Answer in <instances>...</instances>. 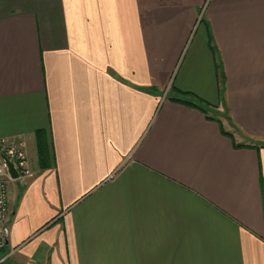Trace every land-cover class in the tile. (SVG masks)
<instances>
[{"label":"crops","instance_id":"obj_1","mask_svg":"<svg viewBox=\"0 0 264 264\" xmlns=\"http://www.w3.org/2000/svg\"><path fill=\"white\" fill-rule=\"evenodd\" d=\"M0 137L5 264H264V0H0Z\"/></svg>","mask_w":264,"mask_h":264},{"label":"built area","instance_id":"obj_2","mask_svg":"<svg viewBox=\"0 0 264 264\" xmlns=\"http://www.w3.org/2000/svg\"><path fill=\"white\" fill-rule=\"evenodd\" d=\"M6 156L18 171V177L13 178ZM34 175L28 153L23 143H18L13 137H0V264H5L10 253L5 252L8 240V226L13 214L10 199L11 185L15 180L25 181Z\"/></svg>","mask_w":264,"mask_h":264},{"label":"trees","instance_id":"obj_3","mask_svg":"<svg viewBox=\"0 0 264 264\" xmlns=\"http://www.w3.org/2000/svg\"><path fill=\"white\" fill-rule=\"evenodd\" d=\"M175 100L183 101V102L188 103V104H195L194 102H192V100L189 96V93L181 92V96L178 98H175ZM39 153H40V158H41L42 162H44L47 159V156H46L45 144H44L43 140H40V142H39Z\"/></svg>","mask_w":264,"mask_h":264},{"label":"water","instance_id":"obj_4","mask_svg":"<svg viewBox=\"0 0 264 264\" xmlns=\"http://www.w3.org/2000/svg\"><path fill=\"white\" fill-rule=\"evenodd\" d=\"M7 164H8V167H9V171L12 175L13 178H17L18 177V171L16 170V168L14 167V165L12 164V162L6 157L4 156Z\"/></svg>","mask_w":264,"mask_h":264}]
</instances>
